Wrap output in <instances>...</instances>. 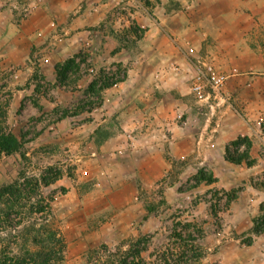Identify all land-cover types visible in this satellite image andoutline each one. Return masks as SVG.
Listing matches in <instances>:
<instances>
[{"label": "rangeland", "instance_id": "rangeland-1", "mask_svg": "<svg viewBox=\"0 0 264 264\" xmlns=\"http://www.w3.org/2000/svg\"><path fill=\"white\" fill-rule=\"evenodd\" d=\"M109 1L104 20L92 28L95 39L106 44L94 50L99 58L93 62L85 46L60 62H46L36 49L14 61L0 45V134L14 135L27 159L0 151V186L20 172L58 174L43 193L54 195L65 264H120L127 256L133 260L137 251V264H264V232L257 234L255 226L264 230V174L241 176L247 178L246 193L241 183L226 190L212 175L182 174V164L156 183L152 177L143 181L127 200L102 187L100 146L122 130L123 118L113 105L117 94L111 91L119 88L114 82H126L134 59L152 58V46L143 41L152 25L151 1ZM117 53L125 63L110 59ZM74 56L76 64L63 74ZM252 139L260 154L264 123ZM234 152L246 157L247 146ZM184 246L187 256L177 257Z\"/></svg>", "mask_w": 264, "mask_h": 264}, {"label": "crops", "instance_id": "crops-1", "mask_svg": "<svg viewBox=\"0 0 264 264\" xmlns=\"http://www.w3.org/2000/svg\"><path fill=\"white\" fill-rule=\"evenodd\" d=\"M150 1L152 25L143 41L152 46V58L134 59L126 82L110 90L117 94L113 105L123 120L122 130L100 146L102 187L127 200L143 181L152 177L156 183L182 164V174L212 175L226 190L238 183L246 188L242 175L264 174V151L259 154L252 139L264 123V0ZM109 2L0 0L4 56L22 61L36 49L46 62H60L85 46L93 62L99 58L94 50L106 44L95 39L92 28L104 20ZM114 56L110 59L126 62L120 59L124 55ZM197 59L227 77L228 102L213 111L190 92ZM178 108L184 124L175 119ZM239 144L247 146L246 157L234 152ZM230 156L244 159L233 163Z\"/></svg>", "mask_w": 264, "mask_h": 264}, {"label": "trees", "instance_id": "trees-1", "mask_svg": "<svg viewBox=\"0 0 264 264\" xmlns=\"http://www.w3.org/2000/svg\"><path fill=\"white\" fill-rule=\"evenodd\" d=\"M76 58L65 62L63 74L72 70ZM93 87L91 85L89 89ZM105 87L109 88L111 84H105ZM20 147L14 135L0 134V151L8 156L19 153L21 160L27 161ZM230 160L237 162L238 158ZM58 177L52 173L49 177H36L20 172L17 179L0 186V264H65V240L54 214V195L43 193V188ZM255 226L257 234L264 232L259 230L257 223ZM186 247H182L176 256L186 257ZM139 255L140 251H137L133 260L128 261L130 257L127 256L119 263L137 264L134 259Z\"/></svg>", "mask_w": 264, "mask_h": 264}, {"label": "built area", "instance_id": "built-area-1", "mask_svg": "<svg viewBox=\"0 0 264 264\" xmlns=\"http://www.w3.org/2000/svg\"><path fill=\"white\" fill-rule=\"evenodd\" d=\"M196 64L197 71L192 78L190 92L198 102L206 103L209 110L213 111L221 102H228V98L223 93L227 77L223 73L218 72L213 66L207 64L204 60L197 59ZM173 69L177 71L178 67H174ZM175 115L177 122L181 124L185 123L183 110L178 108ZM245 149V144H239L235 150L244 152Z\"/></svg>", "mask_w": 264, "mask_h": 264}]
</instances>
